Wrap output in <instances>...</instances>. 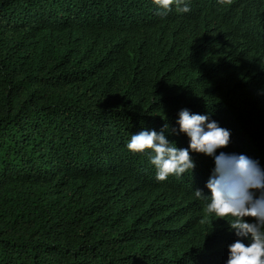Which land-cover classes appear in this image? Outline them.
<instances>
[{
    "label": "trees",
    "instance_id": "trees-1",
    "mask_svg": "<svg viewBox=\"0 0 264 264\" xmlns=\"http://www.w3.org/2000/svg\"><path fill=\"white\" fill-rule=\"evenodd\" d=\"M187 3L0 0V264H226L235 233L195 196L214 157L157 181L126 147L167 124L187 148V108L264 169V0Z\"/></svg>",
    "mask_w": 264,
    "mask_h": 264
},
{
    "label": "clouds",
    "instance_id": "clouds-1",
    "mask_svg": "<svg viewBox=\"0 0 264 264\" xmlns=\"http://www.w3.org/2000/svg\"><path fill=\"white\" fill-rule=\"evenodd\" d=\"M153 4L166 15L175 6L179 12H188L187 0H152ZM221 5H230L232 0H218ZM176 124L179 133L189 138L187 148L172 146L165 136L168 125L157 132L142 130L131 135L126 145L133 153L150 150V163L156 169V180L165 181L170 175L182 176L195 168L191 152L214 157V169L206 183L211 195L206 197L199 189L197 198H207L204 208L205 218L222 219L229 223L236 239L228 245L226 264H264V169L259 163L244 154L215 155L217 149L227 147L231 133L210 120L209 115L181 109ZM261 195L256 196L255 193ZM253 218L248 222L245 218ZM204 221L202 220V223ZM244 241H247L245 243Z\"/></svg>",
    "mask_w": 264,
    "mask_h": 264
}]
</instances>
